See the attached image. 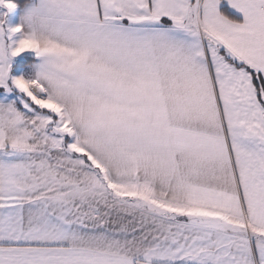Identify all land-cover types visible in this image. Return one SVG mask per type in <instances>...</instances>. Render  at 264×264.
Instances as JSON below:
<instances>
[{
  "label": "snow or ice",
  "instance_id": "snow-or-ice-1",
  "mask_svg": "<svg viewBox=\"0 0 264 264\" xmlns=\"http://www.w3.org/2000/svg\"><path fill=\"white\" fill-rule=\"evenodd\" d=\"M0 264H264V0H0Z\"/></svg>",
  "mask_w": 264,
  "mask_h": 264
}]
</instances>
